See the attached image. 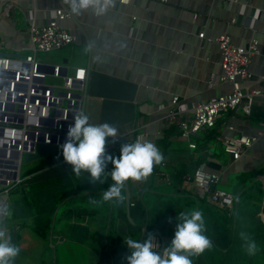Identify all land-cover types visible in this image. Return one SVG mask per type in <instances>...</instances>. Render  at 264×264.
Instances as JSON below:
<instances>
[{"label": "crops", "instance_id": "0c3cea01", "mask_svg": "<svg viewBox=\"0 0 264 264\" xmlns=\"http://www.w3.org/2000/svg\"><path fill=\"white\" fill-rule=\"evenodd\" d=\"M71 5L72 0H0V54L24 56L31 23L46 24L55 18L56 8L71 11ZM99 9V4H90L71 11L62 25L77 36V41L39 58L47 64H60L69 72L79 66L88 68V123L108 122L117 128L115 136L149 134L163 156L156 172L168 173L170 180L157 177L156 172L152 185L151 178H129L124 181L123 201L90 202L93 209H102L83 215L79 222L83 229L106 237L113 221L115 238L106 246L96 239L84 241L73 236L75 222L63 215L70 207L67 200H61L46 229L39 223L37 207L29 205L28 214L14 217L11 201L10 215L3 224L20 249L12 264H128L126 257L131 250L127 239L142 242L146 229L131 224V212L139 216V200L148 212L163 217L161 229L155 230L161 244L157 252L163 254L174 236L176 223L169 212L177 218L181 212L199 210L204 217V234L211 240V247L201 253L205 264H264V220L260 216L264 212V107L260 98L250 116L229 112L210 129L213 134L207 130L193 137L196 148L189 146L179 125L170 121L167 106H162L174 95L191 107L220 92L232 91L231 83L218 79L222 54L216 38L224 32L237 45L258 39L260 51L249 65L253 73L249 85L264 91V0H113L104 11ZM213 76L216 80L210 85ZM225 134L257 135L259 139L239 159H233L218 144L219 136ZM205 135L210 136L200 142ZM208 162L220 167L215 171ZM184 164L190 167L187 175L173 185L172 178ZM197 164L218 172V187L235 195L230 214L199 196L192 181V167ZM80 175L76 185L88 186L90 172ZM129 199L135 201L134 206H129ZM76 200L77 206L89 205L84 198ZM4 201L0 195V207ZM113 204L117 210L112 218L107 206L112 209ZM241 232L256 242L255 254L247 251Z\"/></svg>", "mask_w": 264, "mask_h": 264}, {"label": "built area", "instance_id": "2783aa9c", "mask_svg": "<svg viewBox=\"0 0 264 264\" xmlns=\"http://www.w3.org/2000/svg\"><path fill=\"white\" fill-rule=\"evenodd\" d=\"M71 15V11L63 6L56 8L55 18L50 22L41 25L31 23L28 52L24 56L0 54V195L5 197L0 207L4 209L0 213L2 227L11 202L9 193L23 181L24 155L35 153L41 145L59 147L60 150L73 117L81 111L85 112L89 69L79 66L69 72L60 64H47L39 58L41 54L77 41V36L62 25V21ZM204 35L200 34L201 37ZM216 41L222 54V73L218 79L231 83L232 91L220 92L191 107L178 95L162 105L167 106L170 121L179 125L182 137L189 141L191 148L197 147L193 137L214 128L225 114L233 112L250 116L257 98L264 107V91L249 85L253 79L249 65L260 51L258 39L252 38L244 46L237 45L232 36L224 32ZM215 80L213 76L210 85ZM261 126L264 128V120ZM258 139L257 135L225 134L219 136L218 144L233 159H239ZM136 140L154 142L145 132L130 137L118 135L107 140L106 151L119 156L122 144ZM107 166L114 167L110 162ZM156 176L170 180L169 174L162 171L156 172ZM142 179L148 180L149 175ZM192 181L203 200L219 211L232 212L235 195L218 187L221 181L218 172L200 165L194 170ZM128 204L134 206L135 201L129 199ZM260 216L264 220V212ZM160 248L159 237L155 234L152 250L159 251Z\"/></svg>", "mask_w": 264, "mask_h": 264}, {"label": "clouds", "instance_id": "9594fccd", "mask_svg": "<svg viewBox=\"0 0 264 264\" xmlns=\"http://www.w3.org/2000/svg\"><path fill=\"white\" fill-rule=\"evenodd\" d=\"M112 2L113 0H104L100 4V0H79L77 4V0H72L71 11H77L78 7L87 8L90 4H99L102 12ZM88 121V114L81 111L68 125L66 139L60 145L64 161L72 165V171L77 176L81 174V170H87L93 180H100L103 175L108 174L105 169L110 162L114 166L110 175L115 183L103 193V200L115 202L113 198H116L123 201L124 181L147 177L152 172L154 163L159 164L163 156L152 142L141 140L122 144L119 156H114L106 151V142L107 137L116 135L117 128L108 122L90 124ZM3 212L4 209H0V213ZM241 236L247 240V251L255 254L258 250L256 242L250 240L244 232H241ZM127 246L131 250V255L126 257L128 264H192L189 256L198 255L211 247V240L204 234L202 212L191 210L179 213L174 236L163 254L152 250L151 234L142 242L128 238ZM19 252L20 249L12 243L7 228L0 226V264H12L13 258Z\"/></svg>", "mask_w": 264, "mask_h": 264}, {"label": "trees", "instance_id": "16d2710c", "mask_svg": "<svg viewBox=\"0 0 264 264\" xmlns=\"http://www.w3.org/2000/svg\"><path fill=\"white\" fill-rule=\"evenodd\" d=\"M208 132L213 134L214 131L208 130ZM209 136L210 135L201 136L199 141L204 143ZM109 139L110 137H107V140ZM208 164L215 171L220 167V165L214 162H208ZM198 166L199 164L193 166L192 170H195ZM61 168H63L62 173L56 175V171ZM158 169V165L154 163L153 170L149 174V179L151 178L150 185L155 182L153 177ZM188 169H190V167L187 164L180 166V169L175 173L170 183L173 185L181 183L184 180V176L187 175ZM86 171L87 170H81V174ZM105 171L108 172V174L103 175L100 180H93L90 175L88 178V180H90L88 186H77L76 182L81 180V175L77 176L76 173L72 171V165L64 161L62 149L45 156L38 161L23 164L21 170V177L23 181L14 187L9 193L10 201H12V207L14 208V217H17L16 214H18V216H20L21 213L28 214L29 205L31 207H37L36 213L40 215L39 223H41L42 227L46 229L53 219L54 211L59 208L58 205L61 200H67L68 203H70V207L63 210V215H66L69 219L75 222L76 234L73 236L82 238L84 241H88V239H96L99 240L101 244L106 246L115 238V232H113V221L110 222V230L106 237L102 236L100 233H92L87 229H83L82 224L79 222L83 215L92 212L96 213L102 209V206H99L96 210L93 209L94 203L91 204L90 202L94 200L105 202L103 200V193L115 183L110 175L111 169L106 168ZM86 191L89 192L86 193ZM122 194L124 196L123 189ZM76 198H84L88 200L89 205H75L77 201ZM114 200L118 199L114 198ZM169 200L170 203L173 202L171 199ZM136 204H138L139 216H135V213L132 211L131 216L133 218V222L131 224L134 228L146 227L143 237L145 240L149 234L154 236L155 230L161 229L163 217L161 214H156V212H148L146 205H144L140 200L137 201ZM107 210L113 218L117 210V206L113 204L112 209H110V206H107ZM169 216L170 219L174 218V223H177V218L174 217V213L169 212ZM166 222H168V220H166ZM104 254H107V252L104 251ZM189 258L191 259L192 264H205L201 253L198 255H191ZM106 264H108L107 261Z\"/></svg>", "mask_w": 264, "mask_h": 264}, {"label": "water", "instance_id": "95a60500", "mask_svg": "<svg viewBox=\"0 0 264 264\" xmlns=\"http://www.w3.org/2000/svg\"><path fill=\"white\" fill-rule=\"evenodd\" d=\"M59 151V147L41 145L35 153H27L23 157V164L32 163Z\"/></svg>", "mask_w": 264, "mask_h": 264}, {"label": "rangeland", "instance_id": "374dc122", "mask_svg": "<svg viewBox=\"0 0 264 264\" xmlns=\"http://www.w3.org/2000/svg\"><path fill=\"white\" fill-rule=\"evenodd\" d=\"M90 206H92V205H90ZM89 238V237H88Z\"/></svg>", "mask_w": 264, "mask_h": 264}]
</instances>
